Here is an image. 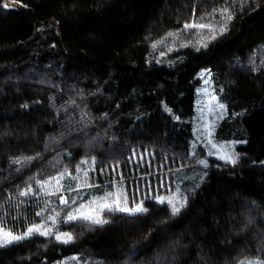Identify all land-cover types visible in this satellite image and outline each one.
<instances>
[{
	"label": "trees",
	"instance_id": "16d2710c",
	"mask_svg": "<svg viewBox=\"0 0 264 264\" xmlns=\"http://www.w3.org/2000/svg\"><path fill=\"white\" fill-rule=\"evenodd\" d=\"M192 22L211 26L203 45L190 28L174 62L157 64L154 45ZM203 69L227 112L214 136L238 142L235 164L192 152ZM147 174L130 202L147 212L59 220L70 242L35 234L0 247V264L264 262V0H0V226L22 234L46 218L41 182L89 197ZM175 181L187 199L173 215L152 197Z\"/></svg>",
	"mask_w": 264,
	"mask_h": 264
},
{
	"label": "rangeland",
	"instance_id": "374dc122",
	"mask_svg": "<svg viewBox=\"0 0 264 264\" xmlns=\"http://www.w3.org/2000/svg\"><path fill=\"white\" fill-rule=\"evenodd\" d=\"M187 30L188 29L183 28L181 33H178V34L174 33L175 35L173 36H167L165 40H162L158 44L154 45L152 52H151V56L155 58V60L158 62L157 64L166 63L170 65L174 62V59L167 58L168 51L175 49V45L177 44L176 41L181 42L182 44H185L187 42L186 37H187V33H189ZM198 31L199 29L196 30L195 38L193 37V40L195 42V45L197 47H200L203 44L199 42V39H197V36L199 35ZM188 38H190V36ZM197 79L199 80V85L196 88L195 115L192 119V131H193V136H194V140L192 141V152L194 153L195 156L198 153L199 155L198 160H199V163L202 165H207L206 163H201V161H206L210 157L221 160L223 162H227L226 159H221L220 157L222 155L226 157L228 155L236 156V154L234 153V147L238 144V142L218 140L214 136V132H215L217 125L227 114L226 106L225 104L221 102V100H219V95L216 91V87L214 85L210 70L208 69L201 70L197 74ZM213 97H215V99H213ZM221 104L224 106L223 108L219 107V105ZM213 144L217 145V147L215 148L212 147ZM179 162L183 163L185 167H195L196 166L195 163H190L187 161L179 160ZM152 175H155V174H147V175L137 177L136 180L140 179V181H136L134 183H130L127 185H126V182H128L127 180H121L118 183L112 182L110 185L106 186L105 189L100 194L91 195L89 197H85L83 195L82 189H85V187L79 186L73 190L70 188L69 189L70 192L68 194H74L71 191L76 190V193H75L76 197L74 198L75 203H72L69 210L66 211L65 213L63 211V208L67 206L68 203L67 204L61 203L60 200H61V197H63L68 201L67 191L64 190L60 186V180H58V183L56 180H52L51 182L45 184L40 189L44 193L48 194V196L43 197V198H40L38 196L39 199L38 197H35V199H33V201H38V202L39 200H43L42 203H45L44 210H47V212H45L43 216L46 218L40 222L35 221L34 223H30L29 227L33 225H41L43 226L42 230L52 229L53 235H49L52 237H55L57 232L68 233L66 231H62L61 228H58V221L59 220L62 221L63 224L70 223V222H66V217L70 212H74V210L78 208L81 204L88 205L90 201L98 200L100 197L104 196L106 193H109V192H122L123 194L127 196V199H128L127 206L129 208L134 207L135 205L134 204L132 205L130 203L131 193L133 191H136V189L141 186H147V185L151 186L149 184L150 181L149 180L146 181L144 179L149 178V176H152ZM79 181L80 179L76 177L75 184L78 185L79 183H81ZM160 185L163 186L162 183H160ZM159 197H164L165 198L164 203H166L171 208V206L167 203V201L169 199H173L178 205L180 202H184V205H185L186 199H187V192L184 188H181V186H179V184H177V182L175 181V187L173 185H171V187L168 186L167 193H161L152 198L154 201L161 203L159 202V199H158ZM55 200H56V204H54ZM109 202H111V199ZM93 207L99 208V205H96ZM182 208L183 207H181V209ZM84 211L88 212L89 209L85 208ZM106 212H109V211L105 209L101 212H98V214L101 216V218H103ZM71 222L89 223L88 221H84V220H75ZM16 234H21V233H16ZM81 261L83 262L84 260L82 259ZM66 262L68 264H77L78 258L70 257L69 259H66L65 262L59 263V264H64Z\"/></svg>",
	"mask_w": 264,
	"mask_h": 264
},
{
	"label": "snow or ice",
	"instance_id": "6c2138e0",
	"mask_svg": "<svg viewBox=\"0 0 264 264\" xmlns=\"http://www.w3.org/2000/svg\"><path fill=\"white\" fill-rule=\"evenodd\" d=\"M12 2H16V0H12ZM4 7H9L8 4L3 5ZM221 14L225 17V19H231V14L228 12L227 9H222L220 10ZM185 29H190V28H198V29H204V28H211L210 25H205V24H198L195 22L185 24L184 25ZM225 29H221V32H223ZM175 35L174 33H168V36H173ZM213 39L215 36L212 37ZM206 46V45H205ZM215 99V97H213ZM220 108H223L224 106L221 104L219 105ZM212 147H217V145L213 144ZM221 159H226L227 162L235 164L237 162V157L235 155H228L227 157L222 155L220 157ZM28 160L33 159V157H28L26 158ZM14 163H19L20 161H13ZM201 163H206L205 161H201ZM63 175V173L61 174ZM87 175V173H85ZM58 183V181H57ZM41 186L43 187L44 184L41 182ZM32 191L31 187L28 188L27 191H23L20 193L21 196H27L30 192ZM111 199V202H109ZM159 202L164 203L165 198L164 197H159ZM61 203L67 204L68 201L61 197L60 200ZM75 203V201H73ZM167 203L171 206V211L172 214L175 215L179 213L181 207L184 206V202H180L179 205L173 200L169 199ZM128 204V199L125 194L122 192H109L106 193L104 196L100 197L98 200H92L89 202L88 205L81 204L78 208L74 210V212H70L67 217H66V222H71L75 220H84L88 221L91 224H96V225H102L105 223H108L106 219L101 218V216L98 214V212H101L103 210H107L109 212L111 211H121V212H126L128 214H137V213H143L147 212L148 210L143 207V203H136L134 207L129 208L127 206ZM99 205V208L93 207ZM88 208L89 211L85 212L84 209ZM39 215V213H38ZM43 226L41 225H33L31 227H28L26 231L23 234H16L12 232L11 230L5 229L3 226H0V247H6L10 244L18 243L24 239H28L34 234L37 235H43V236H49L53 235L52 229H43ZM55 238L58 241H61L63 243H68L70 242L73 237L70 233H59L57 232L55 235ZM246 264H264V262H257V261H249L246 262Z\"/></svg>",
	"mask_w": 264,
	"mask_h": 264
}]
</instances>
